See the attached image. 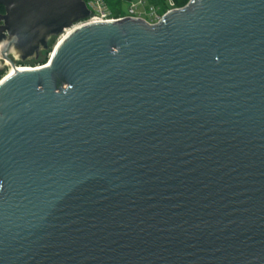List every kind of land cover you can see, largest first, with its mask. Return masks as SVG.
Instances as JSON below:
<instances>
[{
	"label": "water",
	"instance_id": "obj_1",
	"mask_svg": "<svg viewBox=\"0 0 264 264\" xmlns=\"http://www.w3.org/2000/svg\"><path fill=\"white\" fill-rule=\"evenodd\" d=\"M0 6V264H264V0Z\"/></svg>",
	"mask_w": 264,
	"mask_h": 264
},
{
	"label": "built area",
	"instance_id": "obj_2",
	"mask_svg": "<svg viewBox=\"0 0 264 264\" xmlns=\"http://www.w3.org/2000/svg\"><path fill=\"white\" fill-rule=\"evenodd\" d=\"M189 1L190 0H188V2ZM86 2L91 10V15L82 22H102L130 17L143 19L149 24H156L160 22L165 14L172 10L180 9L188 3L187 2L186 4L181 5L178 4L177 0H159L158 4H153L149 0H129L126 2L127 10L125 14L116 17L112 16L111 10L106 0H88ZM11 69L12 67L8 65L5 71L2 74L0 73V81L11 73Z\"/></svg>",
	"mask_w": 264,
	"mask_h": 264
},
{
	"label": "trees",
	"instance_id": "obj_3",
	"mask_svg": "<svg viewBox=\"0 0 264 264\" xmlns=\"http://www.w3.org/2000/svg\"><path fill=\"white\" fill-rule=\"evenodd\" d=\"M86 1H88V0H86ZM127 1H129V0H106V2L108 3V5L111 8L115 9V7H118V10H116V12H114L116 17L122 16V15L125 14V12H124V10H122L121 6H122V4L126 3ZM152 1L157 3V1H159V0H152ZM177 2H178V4L182 5V4H186L188 2V0H177ZM0 12L1 13L4 12V7L3 6H0ZM49 57L50 56H48L47 54L44 55V52H43V53L40 54L39 58L36 61H34L33 64H35V65L36 64H39V65L45 64L48 61ZM17 64H22V63L19 62ZM1 74H0V77H1Z\"/></svg>",
	"mask_w": 264,
	"mask_h": 264
},
{
	"label": "rangeland",
	"instance_id": "obj_4",
	"mask_svg": "<svg viewBox=\"0 0 264 264\" xmlns=\"http://www.w3.org/2000/svg\"><path fill=\"white\" fill-rule=\"evenodd\" d=\"M149 1L151 3H153V4H158V2H159V1H157V3H156V2H153L152 0H149ZM109 8L111 10L112 16H115V13L114 12H116V10H118V7H115V9H114V8H111L109 6ZM121 8H122V10H124V12H126V10H127V3L122 4ZM60 38H61V36L60 37H57V38H55V39L52 40V42H51V49L49 50L50 52L49 51H46V52H44V55L47 54L48 56H50V54L52 53V50L54 49V47L57 45L58 42H60ZM34 61H36V60H32V61L25 62V63H22V64H17V65L18 66H34L35 65V64H33ZM37 65H39V64H36L35 66H37Z\"/></svg>",
	"mask_w": 264,
	"mask_h": 264
},
{
	"label": "bare ground",
	"instance_id": "obj_5",
	"mask_svg": "<svg viewBox=\"0 0 264 264\" xmlns=\"http://www.w3.org/2000/svg\"><path fill=\"white\" fill-rule=\"evenodd\" d=\"M69 30H67V32H65L63 35H61V38H60V42L66 37L67 33H68ZM59 42V43H60ZM25 68H29V66H20L19 69H25ZM15 71V69L12 67L11 69V73H13Z\"/></svg>",
	"mask_w": 264,
	"mask_h": 264
}]
</instances>
